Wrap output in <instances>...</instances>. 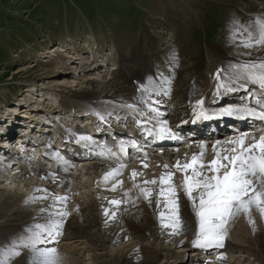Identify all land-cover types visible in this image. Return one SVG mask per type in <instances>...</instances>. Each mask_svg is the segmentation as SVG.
<instances>
[{
  "label": "bare ground",
  "instance_id": "bare-ground-1",
  "mask_svg": "<svg viewBox=\"0 0 264 264\" xmlns=\"http://www.w3.org/2000/svg\"><path fill=\"white\" fill-rule=\"evenodd\" d=\"M254 13L255 14H251L250 16L251 20H254V18V21H256L257 19H264L261 17H255L259 14L258 12ZM251 20L247 21L249 22L247 24L245 22L240 23L241 25L236 23L226 25V29L223 32L225 33V35L222 48L217 53H212L210 54L211 56L209 55L210 57H208V63L205 66L200 67V65L198 66L197 64L192 66V73L195 76L197 75L198 78L197 81L191 84H189V81L186 80L187 77H181L182 75H184L183 70L187 66H182L183 68L180 74V67L171 63V61L168 62V65L160 61H156L154 66L157 67H153L155 69L158 68L159 70H155L152 76H148L145 79L142 78V80L132 79L129 82L128 79L123 75L124 77L120 76L118 77V79H116V81L114 80L115 83L112 84L114 90L112 92H109L108 95L110 97H117V99L107 98L106 100L102 97H99V95H95L96 93L94 90H96V87L92 84V91H83V94L74 93L72 97L60 94V97L62 99H72L75 102V105L64 106L59 99V94H57L55 91L54 105L57 104V106H51L49 108L50 112H52L53 119L56 116L55 120H52L53 128L55 129V131L62 128L63 125L58 122V117L61 116L62 110H66L68 112L75 111L79 106H81L80 108H82V113H84L90 111L91 108H89V106L92 107L93 104H98V102L102 100H106L107 103H114L121 106L126 104L127 102H120V99H129L132 100V103L129 104L136 105L144 113L148 111L149 107H152L157 109L160 115L161 113L159 111L158 105L163 101L159 100V96L167 97L168 99L170 98L171 101H175L172 103V105H175L178 101H186L189 104L193 105L198 99V95L196 94V91L193 90L190 86L194 84L195 87L201 91L208 90L206 89L205 76L203 75L216 74L215 67L217 65L220 68L227 69L230 65L238 64L236 63V61H234L235 55H239L242 58L239 63L256 62L260 59H264V48L262 46L254 45L253 47L249 48H245L242 46V41H246L249 31H252L251 26L254 23ZM230 48L236 49L238 54L237 52L229 53L228 49ZM71 49L74 51L72 54L68 53V57H65L64 55L61 57L58 54L65 53L62 52L63 46H61L60 48H51V51L47 52V54L51 55H48L49 58H53L54 56H56V58H54L50 62L45 61L46 64L44 65H46L48 69L53 70L54 67H49L55 65L69 67V61L74 60V64L72 65V67L70 66V69L78 72V74H101L105 70H110L108 72H110L111 74L114 72L113 69L115 68V66H117L116 62H112L110 65L111 69H109L110 66L104 65V63L99 61L98 59L96 60L95 56L98 54L101 55L99 56V58H108V56L105 54V51L103 50V53H98L97 51L95 52L93 59L91 60L93 62H86L87 65H91L90 67L93 66V69H91L90 67L86 66L85 61H83V51H81L80 48L77 49V47L75 46H72ZM91 53H93V51ZM177 61L179 62V64H182V62H180L179 60ZM122 63L123 62L120 60V64ZM42 67L45 68V66L43 65ZM122 69L123 67L119 66V68H117L116 70L122 71ZM161 70L164 71L163 74L161 73ZM69 74H64L70 76L69 79L68 77H63L58 80V89L61 91H65V93L67 91L66 89L69 88L71 84H75L78 81L76 80L78 78V74ZM90 74L85 75L87 76V78H90V80H93ZM48 75H50L51 79H53V77H55V75L57 74L54 72H49ZM214 77L215 75H211L208 85L214 83V81L216 80ZM149 78H151L153 90L146 93L142 90V87L143 85L149 83ZM90 80H87V82L89 81L88 83H93V81ZM184 81L185 83L183 86H178ZM59 85L67 86V88H59ZM135 86L138 87L135 88ZM170 87H172L173 89L170 90ZM136 89H138L137 92H135ZM32 90L34 91V93L27 92L26 95L33 101H37V99L41 96V94H43V92L40 87L36 86H34ZM49 90L51 91V89ZM212 91L213 90L211 88V90L209 89V91L207 92V94H209V97H211ZM50 98L51 97H48V95L46 96L48 102H50L51 100L53 101V98ZM32 104L34 103L28 104L27 107H31ZM99 107L101 110L107 109L109 110V112H113L112 109L106 106L98 105L97 109L93 107L94 109H96L94 114H98ZM21 109L24 110L26 109V107L21 106ZM169 109L170 106L168 110ZM8 110V113H12L13 111H15L17 114L20 113V110L14 105L9 107ZM29 111H33V109L28 108L27 112ZM173 112L174 114L173 116H171L170 121L168 122L169 125L180 122V117L183 114V110H179L177 107H174ZM61 117L62 121L64 122L66 120V116L63 115ZM77 118L81 117L79 116ZM86 121L87 120H85V122ZM114 124L118 123L114 122ZM7 128L10 129V126H7ZM22 129L26 130V127L22 126ZM258 134H256L255 136H257ZM233 138L234 137H229L227 138V140ZM189 149L187 148L182 151L190 152ZM179 155H181L180 152L176 151L171 158L170 165H174L177 160H180L181 162H183L185 159L190 160L192 156L187 153L184 159L182 157L176 159L174 158L179 157ZM166 161L167 158L159 154L156 155L154 160L148 162V167L142 166L143 168H141L140 166L138 167L130 165L128 166V168L120 170L119 175L111 177H119L123 175V173H125L124 179L122 181L123 186L121 187L120 185H117L115 191H113L112 189H103V191L101 192H93L87 195L79 189V187L83 188L85 186V183L89 179L87 176L86 178H84L85 175L84 177L77 178L80 179L78 182H75L74 179L73 181L71 180L73 184L71 186H68L67 189H65L64 187V185L66 184L65 181L61 184L55 183L52 188L56 189L57 192H50L51 195L47 200L39 199V197H41V194H38L39 191L37 188V183L44 187L42 189H45L46 192L49 193L46 187V184H49V181L45 179L41 180L40 178H38L40 173L37 170V176L34 174L35 170H31L29 168H27L29 169L28 171H25V168H23V172L17 173L12 176L10 174L8 175L3 173L9 172L8 170H0V224H6L0 226V250L4 249L5 252L4 256H1L0 262H2V264H12L13 262H16V264H28L31 252L29 248H25L23 246L21 241L25 240L31 234L28 231L29 229L35 231L36 224H43L46 222V220L48 219V212L52 210L48 206L53 205V196L67 198L65 201L55 203L54 208L63 209L67 211L69 215L64 220L62 229H60L62 234L56 236L55 239H50L46 244L37 245V247L56 248L62 259V264L79 263V261L77 263L76 259L73 258L74 256L71 252H73V254L74 252H77V254H85L88 255V257H91L89 256L91 255V253L95 254L96 252H98L99 255L106 256V258H109V260L114 264H141V262H138L137 258L129 261L128 256L130 254H133L136 250H139L141 254L145 252L155 253L160 251L164 253V257L170 256L171 261L173 258L179 257L177 256V253L188 252L190 248H193L192 240L196 238L194 235L195 217L191 213L190 208L185 207L183 211L185 213L184 218L188 221L191 229L193 230H189L186 232L182 231L180 234H172V229L161 227V221L158 218V212L155 207V203L149 205V203L145 201L140 195L139 189L133 187L134 181L131 174L134 170L140 173V175L136 177L135 183L143 186L144 180H151L159 177L160 174L156 175L155 173L157 172V170L163 168L164 164L168 165V162ZM87 165L90 164L86 163L85 166ZM18 166L20 167L21 165L18 164ZM93 169L97 170L96 167L87 166L85 170H81V173H85L86 175L88 173L90 175L91 173H93ZM168 170L176 172L175 168L173 167H171V169L169 167ZM30 179L37 180V183L35 182V186L33 185V183H30ZM181 179V173L176 172L175 182L179 184ZM26 180L30 183L29 185H27L28 183L26 185L24 184ZM51 183L53 182L51 181ZM4 185H17L18 187L20 186V188L16 187L17 190L20 192L23 188H25L24 192H28V194H25L23 196L17 191H5V189H2ZM84 191L86 192V190ZM125 191L128 192V196L124 195ZM47 193H43L42 191V196L46 195ZM73 200H75V203L73 202V204H70V202ZM111 200H120L122 202L119 205H113L109 203V201ZM182 203L186 205L187 202L182 198ZM41 209H46V211L42 212ZM105 209L108 210L107 215L105 214ZM113 212L116 213L114 217L111 215V213ZM41 216H43L44 219L39 220L38 218ZM250 220L253 221V223H250ZM3 227H7L8 231H11L12 234H10L9 236L8 231L2 232L3 230L1 231V229ZM104 227H109L110 230L106 231L104 230ZM263 227L264 218H262L259 212H257L256 210H253L249 216L240 214L231 219L227 225L226 235L230 238V240L229 242H224L225 244L223 243V247H212L209 249H201L197 247V249L205 251L208 250L211 252L210 259L214 261H210L204 264H244V262L242 261L245 260V257L250 260L249 258L252 256H250V253L253 254V252H250L248 249L251 246L249 245V243L251 241L253 242V238L255 237V232L257 231V229H262ZM262 230L264 231V228ZM255 244L257 248L255 256H257L258 258L256 259V262L258 264H264V236L259 237L255 241ZM173 248L176 249V252L173 251ZM14 252H20V255L14 256L12 254ZM235 253H237L238 255H236ZM200 254H202V252ZM95 257L97 258L96 255ZM78 258H80V256ZM183 263L184 262H179V264Z\"/></svg>",
  "mask_w": 264,
  "mask_h": 264
},
{
  "label": "rangeland",
  "instance_id": "rangeland-1",
  "mask_svg": "<svg viewBox=\"0 0 264 264\" xmlns=\"http://www.w3.org/2000/svg\"><path fill=\"white\" fill-rule=\"evenodd\" d=\"M254 12L259 14L255 17L264 18V0H0V102H5L10 106L22 99L27 92H32V88L36 86L40 87L42 92L44 91L43 94L53 98L49 104L54 105L55 91L59 97L60 94L72 97L74 93L83 94V91H92V84L96 87L95 95L104 99H115L117 97H110L108 93L114 90L112 84L118 77L124 75L130 82L132 79L140 80L152 76L155 70H159L153 68L156 61L166 65L171 61L180 67H178L180 74L182 66H187L181 77H187L186 80L191 84L198 78L192 73V66L196 64L200 67L205 66L210 54L217 53L222 48L225 35L223 32L226 25L231 23L241 25L240 23L250 21V16L255 14ZM71 38L75 40L76 46L83 51V61L87 58L88 61L92 60L96 49L101 53L104 50L105 54L110 56V62L120 58L119 60L123 62L122 71L118 70L111 75L95 80H90L85 75L90 73H79L76 79L78 81L71 84L69 88L59 85V88H67L66 93L59 90L58 80L63 77L69 79L70 76L67 75L72 73L58 65L49 67H54L53 70L48 69L44 64H46L45 61L50 62V59L54 58H49L51 55L47 54L51 48L54 49L60 42L64 43ZM82 41L85 42L82 43ZM82 46L93 49L87 51ZM92 51L93 53H91ZM62 52L65 53L58 54L61 57L63 55L68 57V53L71 54L64 50ZM228 52L234 53L237 50L230 48ZM97 57L99 58V55L95 56L96 59ZM177 60L182 64H179ZM73 64L74 62L68 63L71 67ZM49 72H54L57 75L55 77L52 75L53 79H51V76L48 75ZM65 73L67 75H64ZM90 75L94 78L99 77L100 74L92 73ZM211 75H203L205 76L206 89ZM87 80L93 81V83H88ZM185 81L178 86H183ZM27 99L29 101L26 105L33 103L30 102L32 99L28 96L22 100V103H25ZM63 101L64 106L75 105L72 99L63 98ZM43 116L50 120L49 115L44 114ZM96 171L93 169V173L90 175H94ZM36 173L35 170L34 174L37 176ZM86 176L88 177L89 174H85L84 178ZM121 177L123 179L124 176L121 175ZM35 182L37 183V180L30 179V183H33L34 186ZM116 182L117 179L112 180L108 185L96 183L93 188L100 187L101 189L97 188L94 192H101L104 187L109 186L112 189ZM30 183L26 180L24 184L29 185ZM48 183L46 184L48 192H57L52 188L55 184ZM17 185H4L2 189L19 192L17 188L20 186ZM37 185L38 191L45 190L40 184L37 183ZM87 185L88 182L83 188L86 190L84 193L89 195L91 193L87 192ZM24 190L25 188L19 192L23 196L28 194ZM43 193L47 192L43 191ZM38 194H41L42 197V191H39ZM73 202L75 203V200L70 204ZM38 219L42 220L44 217L41 216ZM3 225L6 224H0V226ZM262 229H257L253 242L249 243L251 246L248 249L253 254L250 253V256L252 255L250 260L245 257V260L242 261L244 264H258L256 262L258 258L255 256L257 250L255 241L264 236ZM104 230L109 231L110 228L104 227ZM1 231H8V228L3 227ZM8 234L10 236L12 232L8 231ZM225 239L223 243L230 240L228 236ZM193 249L195 248L193 247ZM173 251L176 252V249L173 248ZM4 253V249L0 250V258L4 256ZM71 253L77 263L79 261L78 264H114L109 258L99 255L98 252L91 253L89 255L91 257L77 254V252ZM186 253H177L179 257L173 258L172 261L170 256L164 257V253L160 251L141 254L139 250H136L128 257L129 261L137 258L141 264H179V262L185 263ZM79 256L80 258H78ZM12 264H16V262Z\"/></svg>",
  "mask_w": 264,
  "mask_h": 264
},
{
  "label": "snow or ice",
  "instance_id": "snow-or-ice-1",
  "mask_svg": "<svg viewBox=\"0 0 264 264\" xmlns=\"http://www.w3.org/2000/svg\"><path fill=\"white\" fill-rule=\"evenodd\" d=\"M246 41H242L245 48L264 46V19H257L251 26ZM255 33V34H254ZM227 73V74H226ZM217 81L216 92L219 95L221 90L231 92L232 87L240 81L241 88L246 84L258 86L260 96L256 103L259 111L242 107L228 111V115H238L239 118L253 117L264 121V61L245 62L230 65L229 68L217 69L215 77ZM142 90L149 92L152 89L151 78L149 83L143 85ZM249 90L250 89H246ZM204 101L198 99L195 101L194 112L197 119H208V115L203 110ZM121 107L129 109L133 113H138L144 117L145 113L134 104H124ZM148 113H155L151 118L159 117L157 109L149 107ZM101 121L105 120L103 115H99ZM195 123V120L193 121ZM138 125L141 121L137 120ZM148 135H155L157 139L175 138L171 137V130L167 127V122L161 123L157 132L153 133L148 129ZM79 141H91V137L80 136ZM223 145L222 147H217ZM131 146L137 148L135 141H131ZM200 151L193 153L191 159H185L183 162L177 160L172 166L176 172L181 173L182 179L179 184L175 182L176 172L169 169V165L164 164L166 170L158 178L144 180L143 186L136 184L135 179L140 173L134 170L131 174L134 181L133 187L139 189L140 195L145 201L155 207L158 212V218L161 221V227L172 229V234H180L191 229L188 221L184 218L183 209L189 207L195 217L194 235L192 240L194 248L209 249L212 247H223V241L227 235V225L229 221L240 214L249 216L253 210L259 212L264 218V129H261L257 137L251 133H242L241 135L227 140L216 141L212 145V157L207 158L206 147L199 145ZM121 151L124 146L121 145ZM59 158V154L57 153ZM66 163V161H65ZM144 167H148L145 163ZM123 164L118 168L105 174L104 179L119 175ZM117 185L123 186L122 181L113 184L112 190L115 191ZM45 191L46 190H39ZM51 194L39 197L41 200L49 199ZM128 196V192H124ZM182 198L186 200V205L182 203ZM66 197L53 196V205L49 206L52 210L48 212V219L43 224H36L35 231L29 229L31 233L25 240L21 241L25 248L31 252L28 264H62V259L56 248L37 247V245L46 244L50 239H55L61 235L64 220L69 213L63 209H55V203L65 201ZM122 201L111 200L110 204L119 205ZM46 211V209H41ZM105 214L108 210L105 209ZM114 217L115 212L111 213ZM253 223V221H249ZM19 256L20 252L12 253ZM2 264V262H0Z\"/></svg>",
  "mask_w": 264,
  "mask_h": 264
}]
</instances>
